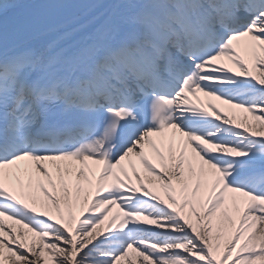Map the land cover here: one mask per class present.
<instances>
[{"label": "snow or ice", "instance_id": "snow-or-ice-1", "mask_svg": "<svg viewBox=\"0 0 264 264\" xmlns=\"http://www.w3.org/2000/svg\"><path fill=\"white\" fill-rule=\"evenodd\" d=\"M125 261L264 264V0H0V264Z\"/></svg>", "mask_w": 264, "mask_h": 264}, {"label": "bare ground", "instance_id": "bare-ground-1", "mask_svg": "<svg viewBox=\"0 0 264 264\" xmlns=\"http://www.w3.org/2000/svg\"><path fill=\"white\" fill-rule=\"evenodd\" d=\"M223 62H224L227 66H231V67L235 68V66L232 65L231 62H230V61H227L226 59H225ZM190 100H191V99H190ZM213 100H214V104H215V106H217V107L220 109L221 112H222V111L224 112V110L222 109V102L219 101V100H216L215 98H213ZM192 101H193V100H192ZM200 103H201V100H198V104H200ZM198 104H197V105H198ZM237 113H238V112L235 111V112H233V114H232V117H235L236 122H237V118H238ZM243 115H248V114L243 112ZM249 116H250V115H248L246 118L248 119ZM244 120H245V119H244ZM244 120H240L239 122H240V123H243ZM251 121L253 122L252 119H251ZM239 122H238V123H239ZM90 162H91V161H90ZM91 164H92V163H91ZM141 169H142V166H141ZM138 170H139V169H138ZM96 171L99 172V168H97ZM141 172H142V170H141ZM143 175H145V174H143ZM143 175H142V176H143ZM157 194L160 195L162 198H165V197H164V193H163L162 190H158V191H157ZM226 195L231 196V195H233V194L229 193V194H226ZM37 206L39 207V205H37ZM49 211H51L53 215L55 214V213H54V210L49 209ZM74 211H75V213L77 214V216L80 215V209H79L78 206H77L76 208H74ZM111 215H112V212H110V217H111ZM6 223L9 224V225L12 224V222H9V221H6ZM14 226L17 227V228L22 227L21 225H14ZM106 226H107V221L105 222V225H103V226H101V227H105V228H106ZM221 244H222V246L225 245V244H227V239H226V238H225V239H222ZM122 264H126V261H125V262H122Z\"/></svg>", "mask_w": 264, "mask_h": 264}]
</instances>
